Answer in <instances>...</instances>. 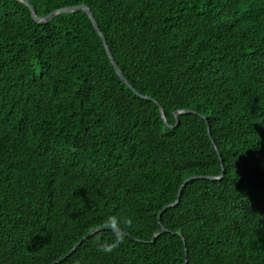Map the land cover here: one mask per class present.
Segmentation results:
<instances>
[{
    "label": "trees",
    "instance_id": "obj_1",
    "mask_svg": "<svg viewBox=\"0 0 264 264\" xmlns=\"http://www.w3.org/2000/svg\"><path fill=\"white\" fill-rule=\"evenodd\" d=\"M29 2L153 101L0 0V264H264V0Z\"/></svg>",
    "mask_w": 264,
    "mask_h": 264
},
{
    "label": "water",
    "instance_id": "obj_2",
    "mask_svg": "<svg viewBox=\"0 0 264 264\" xmlns=\"http://www.w3.org/2000/svg\"><path fill=\"white\" fill-rule=\"evenodd\" d=\"M23 4H25L27 7H29L31 13H32V17L33 19L39 23V24H45L47 22H49L51 19H53L54 17H56L57 15H60V14H70V13H75V12H78V11H86V13L90 16V19L96 29V31L98 32V34L101 36L104 44H105V47L108 51V54L111 58V61L113 63V65L115 66V69L117 70L118 72V75L120 77V79L126 84L127 87H129L133 92H135L139 97L143 98V99H146V100H151L153 101V99L149 98V97H145V96H142L141 94H139L130 84L129 82L125 79V77L123 76V74L121 73V71L119 70V67L116 65L113 57L111 56V52L109 50V47H108V44H107V41L105 40L100 28H99V25L97 24V21L95 20L94 18V15L92 14V12L90 11V9L88 7H75V8H68V9H63V10H60L59 12H56V13H53L51 14L50 16L44 18V19H39L37 16H36V12H35V8L30 4L29 0H20ZM156 102V101H155ZM161 112L163 113V110L161 109ZM196 114L195 112H191V111H185V112H181V113H175V119L177 120L178 124L177 126L179 125V117L182 115V114ZM163 118L164 120H166L165 116L163 115ZM171 129H174L176 127H169ZM223 178V176L221 177V179ZM197 178H192V179H189L188 181L185 182V184L183 185L182 189L180 190L179 192V195H178V198H177V201L174 205H171V206H168L166 207L163 212H161L160 216H159V220L161 221V218H162V215L164 212H166L167 210L173 208V207H176L180 204V201H181V197H182V192H183V188L192 180H195ZM220 179V178H219ZM98 231L100 230H96L92 233L89 234L88 237L85 238V240H87L88 238H90L92 235H94L95 233H97ZM166 230H164L165 232ZM84 240V241H85ZM82 241L74 250L71 254H73L74 252L77 251L78 247H80L82 245V243L84 242Z\"/></svg>",
    "mask_w": 264,
    "mask_h": 264
},
{
    "label": "clouds",
    "instance_id": "obj_3",
    "mask_svg": "<svg viewBox=\"0 0 264 264\" xmlns=\"http://www.w3.org/2000/svg\"><path fill=\"white\" fill-rule=\"evenodd\" d=\"M122 223V220L112 215H109L105 218L104 224L105 226L113 229L114 238L111 240L103 241L97 240L96 246L98 251L104 254H111L123 242V236L121 235L120 231Z\"/></svg>",
    "mask_w": 264,
    "mask_h": 264
}]
</instances>
